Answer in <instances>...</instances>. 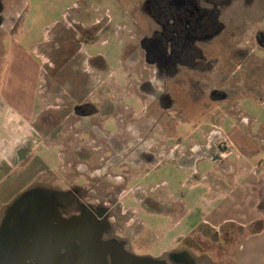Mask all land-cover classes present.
I'll list each match as a JSON object with an SVG mask.
<instances>
[{"label": "rangeland", "instance_id": "374dc122", "mask_svg": "<svg viewBox=\"0 0 264 264\" xmlns=\"http://www.w3.org/2000/svg\"><path fill=\"white\" fill-rule=\"evenodd\" d=\"M195 1L206 27L173 39L161 64L145 50L160 28L146 0H0V96L13 109L0 108V226L4 199L31 179L77 184L103 201L109 244L158 264H235L239 230L190 223L212 206L213 175L264 154L243 155L264 137V0ZM194 171L209 182H189Z\"/></svg>", "mask_w": 264, "mask_h": 264}, {"label": "flooded vegetation", "instance_id": "af4514ba", "mask_svg": "<svg viewBox=\"0 0 264 264\" xmlns=\"http://www.w3.org/2000/svg\"><path fill=\"white\" fill-rule=\"evenodd\" d=\"M146 4L147 16L160 27L153 30L152 37L144 43L145 50H150V54H146L151 62L167 64L170 61L173 39H192L194 42L200 25L206 27L200 23L206 13L199 9L195 0H146ZM2 7L0 3V14ZM169 34L172 35L171 38H168ZM159 50H166V59H159ZM89 111L88 105H75L72 108L74 116L81 118L96 115ZM35 135L37 134L33 131L27 135V139L19 141L18 150L11 159H18L23 155L24 149L20 146L26 144L28 147ZM148 158L150 157L147 160ZM81 173L84 175L85 170ZM81 186L72 184L71 187L62 189L57 186L44 187L35 183L34 178L20 186L12 199L3 204L6 212L0 226L1 259L7 260L9 254L14 252L18 259L26 257V264H35V257L39 260L53 255V252L57 255L76 254L86 243L108 242L109 239L103 237V226L108 217L103 210L104 203L86 201L87 198L80 192ZM138 201L145 208L151 206L144 203L146 199ZM172 260L177 258L173 256ZM122 262L123 256L118 251L109 252L105 256V264H123ZM180 263L184 264L183 259Z\"/></svg>", "mask_w": 264, "mask_h": 264}, {"label": "crops", "instance_id": "0c3cea01", "mask_svg": "<svg viewBox=\"0 0 264 264\" xmlns=\"http://www.w3.org/2000/svg\"><path fill=\"white\" fill-rule=\"evenodd\" d=\"M4 99L6 100L5 97L0 96V108L4 109L9 116L13 113V109L9 106L3 107L2 100ZM14 113L17 112L14 111ZM11 120L15 121V119ZM15 132L10 137V142L4 147L9 155L16 145H13L12 141L16 136ZM219 132L224 134L221 131ZM258 139L261 140V144L255 145L258 150L243 153L245 157L248 158L252 153L264 152V137ZM196 155L198 154L196 153ZM191 157L189 159H193ZM224 157H226V153L220 158ZM201 158H207L213 162L211 158ZM260 160H264V154L257 162L245 159L243 164L238 166L234 164V172L226 173L222 177L213 175L214 179L210 181V187L208 188L210 192H213V196L207 200V203L212 204V206L204 208V212L202 210L200 213L198 208L195 209V214L201 218L194 224L190 223L192 232L201 224H205L216 231L221 228L239 230L238 245L233 254L235 264H264V168L262 163L259 164ZM194 163L193 161L191 165L193 166ZM258 164L260 167H257ZM180 167L184 168V165ZM206 179V176H199L197 171H194L189 178L191 180L189 182L199 185L202 182H209ZM16 192L17 189L9 192L8 197L4 200H8ZM170 207L172 206L169 205V209ZM169 211L170 213L174 212L173 209ZM179 212L181 213V210Z\"/></svg>", "mask_w": 264, "mask_h": 264}, {"label": "water", "instance_id": "95a60500", "mask_svg": "<svg viewBox=\"0 0 264 264\" xmlns=\"http://www.w3.org/2000/svg\"><path fill=\"white\" fill-rule=\"evenodd\" d=\"M1 22V21H0ZM150 54V50L147 49L146 51ZM166 50H159L160 57L159 59L164 60L166 59ZM217 157L212 158L215 161ZM1 244V239H0ZM17 247V245H14ZM14 247V248H15ZM94 247V248H93ZM96 247V248H95ZM2 248H0L1 251ZM97 249V250H96ZM36 251V250H35ZM118 251L123 256V264H158L152 262V260L148 258H140L133 256L131 253H128L121 250L119 245L109 244L108 242L104 243H86L80 248L76 254L70 253L66 255H57L56 252H53V255L45 256L42 259H36L35 257V264H105V256L109 252ZM28 259L26 257L23 258H16L14 256V252L10 253L9 256L5 259H1L0 256V264H26Z\"/></svg>", "mask_w": 264, "mask_h": 264}, {"label": "trees", "instance_id": "16d2710c", "mask_svg": "<svg viewBox=\"0 0 264 264\" xmlns=\"http://www.w3.org/2000/svg\"><path fill=\"white\" fill-rule=\"evenodd\" d=\"M156 210V209H155ZM156 211H160V210H156Z\"/></svg>", "mask_w": 264, "mask_h": 264}]
</instances>
